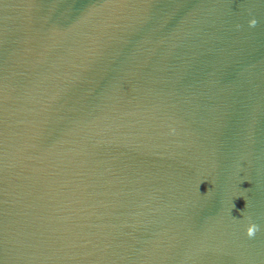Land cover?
Segmentation results:
<instances>
[{
    "label": "water",
    "instance_id": "obj_1",
    "mask_svg": "<svg viewBox=\"0 0 264 264\" xmlns=\"http://www.w3.org/2000/svg\"><path fill=\"white\" fill-rule=\"evenodd\" d=\"M0 264H264V0H0Z\"/></svg>",
    "mask_w": 264,
    "mask_h": 264
},
{
    "label": "clouds",
    "instance_id": "obj_2",
    "mask_svg": "<svg viewBox=\"0 0 264 264\" xmlns=\"http://www.w3.org/2000/svg\"><path fill=\"white\" fill-rule=\"evenodd\" d=\"M257 21L255 19H251L248 21L249 27H254L256 25ZM239 27V26H237ZM259 231V226L256 225L255 223H250L246 229H245V234L251 238L255 235V233Z\"/></svg>",
    "mask_w": 264,
    "mask_h": 264
}]
</instances>
